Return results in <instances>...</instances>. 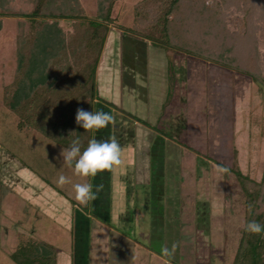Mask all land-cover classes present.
Wrapping results in <instances>:
<instances>
[{
    "label": "rangeland",
    "instance_id": "374dc122",
    "mask_svg": "<svg viewBox=\"0 0 264 264\" xmlns=\"http://www.w3.org/2000/svg\"><path fill=\"white\" fill-rule=\"evenodd\" d=\"M141 1L114 2L111 10L113 23L108 26L104 43L106 55L103 61L110 56L109 53L115 54L111 47L117 42L118 33L150 44L139 35L130 34L134 7ZM247 2L248 4L244 5L239 0H199L198 5L217 9V17L220 19L217 26L227 25L230 32L228 38L233 34V38H239L244 33L242 29L246 23L245 14L250 13L252 7L254 10L255 8L262 10L263 1ZM36 5L37 0H0V153L2 156L6 153L7 157L0 162V172L3 174L6 170V181L9 185L16 182V179L18 182L21 174H27L30 177L25 178V182L24 178L20 182L24 183V188L30 187L31 178L34 180L39 178L45 186L44 190H39L40 203L43 202L40 205L45 206L47 203L49 207L43 210V206H33L30 204L31 195L25 199L17 192L11 193L8 186H5L3 178L0 179L1 191L7 192L0 196L1 201L5 198L10 207L16 197L14 208L25 214L22 218V232L18 235L15 233L11 235L9 229L0 226V264H13L10 254L18 244L30 241L54 247L57 254L60 252V255H57L58 264H116L119 260L111 251L113 247L116 249L115 239L123 240L124 248L129 247L133 250L131 258L128 255L120 258V264L123 258L126 261L131 259L129 264H232L240 230L243 227L244 209L243 196L232 169L236 167L241 173L256 181L262 178L263 89L247 75L214 65L184 51L172 49L166 51L163 48L168 60L170 88L166 102L162 106L161 118L152 125V131L155 135L160 133L166 140L176 142L182 150V194L178 207L180 217L172 220V223L176 224L170 226L172 233H175L174 236L177 237L179 232L177 241H174L179 247L174 256L165 257L161 254V248L166 243L150 241L149 233L152 230L157 232L159 225L165 227L169 222L165 211L159 213V218H156V214L151 210L152 203H157V200L162 202L161 198L164 196L157 186L153 187L152 180L150 181L152 187L145 184L140 186L136 164L126 163V152L129 151L130 158L134 150L135 154L137 152L135 138L129 134L131 127L126 124V114L115 111L113 105L103 102L92 107L93 100L89 99H86L83 105L89 111L101 108L103 111L111 112L115 117V123L104 129L90 130L89 138L81 151L99 134L104 140L109 137L117 138L124 153L122 166L113 171L101 172L103 186L95 185V177L76 176L74 165L69 167L63 163L60 155L61 150L66 148L38 130L43 124L39 113L45 112L44 107L36 110L34 104H31L29 110L35 111L32 115L35 124L23 125L24 119L28 117L24 114L28 109H19L21 104H18L23 98L37 94L41 98L43 96L46 99L53 98L56 103L60 96L63 97L57 87L59 84L68 85L64 83L65 77L75 76H71L69 72L78 69L83 54L82 40L87 33L81 22L85 18L92 19L97 16L102 0H47L41 15L32 19L31 13ZM58 13L66 16L57 18ZM262 17L263 15L254 20L250 16L247 21L252 27L247 28L256 39L259 60L255 63L260 64L257 72L264 79ZM196 30V26L193 25L188 38L196 41L211 38L208 35H201ZM246 66H249V69L253 68L249 64ZM104 73L109 74L106 70ZM187 76L193 83L199 81L203 86L199 93L203 101L205 98L207 101L204 112L215 109V114L211 116L220 129L217 131L220 139L217 143L216 138L214 154L209 152V145L196 147L197 140L193 146L200 153L192 151L187 146L188 131L191 128L188 123V110L177 102L180 99L186 101ZM217 81H220L221 85ZM74 91L76 89L68 85L66 98ZM107 96L115 104L121 102L120 108L128 107L124 105L123 98L120 101L110 95ZM95 97L100 100L97 95ZM46 103L50 108L52 104L47 101ZM56 108L50 109V112L52 110L56 113L58 109ZM22 119L23 123L17 125ZM221 127L226 128L221 130ZM82 132L85 136L88 134V130ZM70 146L68 145V148ZM218 165L227 167L229 171L220 173L217 170ZM189 174L190 180L187 178ZM60 175L66 176L71 183L59 185L57 181ZM122 175L124 178L128 177L124 179V184L127 183L124 188L121 187ZM119 180L120 185L115 187L116 181ZM76 183L91 184L96 198L86 204L78 202L73 188ZM31 184L34 188L33 183ZM23 194L26 195V192ZM132 195L134 199L131 198ZM77 212L87 218L88 225L87 234L82 231L83 225L78 227L82 232L74 240L73 217ZM174 242H168V247ZM159 243H162L161 246ZM76 245H80V250Z\"/></svg>",
    "mask_w": 264,
    "mask_h": 264
},
{
    "label": "trees",
    "instance_id": "16d2710c",
    "mask_svg": "<svg viewBox=\"0 0 264 264\" xmlns=\"http://www.w3.org/2000/svg\"><path fill=\"white\" fill-rule=\"evenodd\" d=\"M115 1L102 0V6H100L97 16L92 19L85 18L81 22L87 33L82 40L83 54L78 69L70 70L71 73L68 71L71 76H75L72 78L65 77L64 82L70 87L72 85L76 91L72 92L71 95L69 93L66 98L68 85H64V87L59 84L57 89L63 94V97L60 96L56 103H54L53 98L48 97L46 99L44 96L41 98L37 94L26 96L27 98H23L18 105L21 104L19 109H28V114L24 113L28 117H24L25 123L22 119L18 125L21 122L25 126L35 124L34 117H32L35 111L29 110L31 104H34L36 110L44 107L45 112L39 113L43 124L38 130L42 134L66 149H68V145H71L70 142L72 143L73 140L77 139L80 141L81 148L85 146L84 143L88 140L90 131L88 130V134L85 136L82 132L83 129L77 126L75 121L76 110L81 107L86 108L83 107L86 99L90 101L95 99L96 68L108 33V26L113 23L111 10ZM198 1L142 0L134 7L133 27L130 34L139 35L144 41L150 42L153 46L162 47L166 51L171 49L184 51L214 65L247 75L254 82H259L264 86V79L257 72L260 64L255 63L259 60L256 39L252 35V31L247 28V26L252 27V24L247 21L250 16L256 20L263 15L261 19H264V0H261L263 1L262 10L256 8L254 10L250 5L252 11L244 16L246 21L242 29L244 33L239 38H233L234 34L228 38L230 32L227 25L217 26L220 22L217 17V9L206 5L199 6ZM239 1L244 5L248 4V0ZM46 3L47 0H37V5L31 13L32 19L41 15ZM65 16L62 13L56 15L57 18H64ZM193 25L196 26L198 33L211 36V38L200 39V41L188 38ZM247 29L249 30L247 31ZM248 64L253 68L249 69L250 67L246 66ZM169 81L170 77H168ZM54 88L56 89V86ZM82 90L83 92H81ZM46 101L52 104L50 108ZM52 108H56L57 112L54 113L52 110L50 112ZM18 111L20 112V110ZM142 122L144 121L142 120ZM232 172L239 184L244 202L243 227L240 230L232 264H264V233L252 234L246 231V225L250 221L255 220L264 224V165L262 178L259 181L244 175L236 167L232 169ZM10 260L13 264H58L57 251L55 252L54 247L45 243L38 245L33 241L18 244L13 253L10 254Z\"/></svg>",
    "mask_w": 264,
    "mask_h": 264
},
{
    "label": "crops",
    "instance_id": "0c3cea01",
    "mask_svg": "<svg viewBox=\"0 0 264 264\" xmlns=\"http://www.w3.org/2000/svg\"><path fill=\"white\" fill-rule=\"evenodd\" d=\"M122 35L124 38L122 39ZM122 39V41H121ZM120 40V41H119ZM104 47V48H103ZM97 68L95 73V81H94V88L96 90V94L98 99L93 100V106L99 102H103L104 104H111L114 106V110L117 112H121L126 114L127 125H130V132L129 134L131 137L135 138V147L137 145L136 154L135 150L132 152V158L129 156V151H127L126 163H135L137 166V176H138V184L140 186L149 185L151 186V180L154 184L153 187H158L161 191V195L164 197L160 200H157V203H152V212H154L155 217L159 218V213L165 211L167 215V219L169 220L168 224L165 227L159 225L157 228V232L153 230L150 233V241H161L167 245L168 242H174L178 239L174 236L175 233H172V228H170L171 224H176L175 222L172 223V220L177 219L180 217V211L178 210L179 204L181 201L179 198L182 194L181 189V156L182 150L181 147L176 144V142H172L170 140H166L163 134H154L152 131V125L156 124L161 118L162 106L166 102L167 93H169L168 89L169 82V71H168V60L167 56H165V51L161 47H156L148 43H144L141 40L134 39L132 36H126L124 33L119 34L117 37V42L113 43L111 47V51L115 50V54L107 55L106 60L103 61L105 53V46L103 45ZM107 50V48H106ZM137 51H139L142 56L145 58V70H141L138 66L137 62ZM102 59V61L100 60ZM105 65V68H104ZM99 68V69H98ZM104 68V69H103ZM98 69V72H97ZM106 71L109 74L106 75L104 73ZM104 73V75H103ZM144 73V74H143ZM145 75V76H144ZM108 76V77H107ZM144 76V85H140L142 88H146L145 93H138L142 89L139 86V83ZM174 82L175 78H174ZM220 84V81H217ZM199 81L193 83L190 81L189 77H186V101L177 100L179 101L182 107L188 110V123L191 125V128L188 131V144L187 146L192 149V151H196L200 153V151L194 149V142L197 140L196 147H205L209 145L210 149L209 152L214 154V146L216 145V138L217 143H219V127L216 126L214 123L215 119L211 116V114H215V109L205 110L204 107H207L206 98L203 101L201 98V94L199 92L202 91L203 86L199 83ZM176 85V84H175ZM221 85V84H220ZM138 86L140 89H138ZM202 88V89H201ZM176 89V88H175ZM177 90V89H176ZM183 90V88H182ZM181 90V91H182ZM211 91V87H210ZM110 95L115 100H120L123 98L124 105H128V107L123 106L124 108H120V104H115L113 101L109 100L108 96ZM185 96L183 98H185ZM205 96V94H204ZM96 98V97H95ZM100 106V105H99ZM98 106V107H99ZM101 108H99L100 110ZM95 111V109H93ZM206 115H203L202 113ZM142 120L145 122H142ZM18 125V123H17ZM226 127H221V130L225 129ZM17 129V127H16ZM219 129V130H218ZM129 130V129H128ZM218 131V132H217ZM99 135V134H98ZM97 135V137H98ZM136 135V137H135ZM96 140H104L103 136H100ZM100 138V139H99ZM212 147V148H211ZM212 149V150H211ZM124 154V153H123ZM212 155V154H211ZM5 158L6 160V153L4 156L0 153V162ZM130 158V160H129ZM15 169V168H14ZM13 170V169H11ZM106 172V171H105ZM5 173V174H4ZM3 174L0 172V179L3 178L5 181V186L11 190V193H19L20 197H24L25 199L30 197L31 201L30 204L33 206H43L42 209L46 210L49 205L45 203L44 205H40V189L44 190L45 186L43 182L36 178V180L31 178L30 187L24 188L23 184L20 183L22 179L30 177L27 174L20 175L18 182L17 179L13 184H7L6 181V170ZM123 174V173H122ZM15 175V174H14ZM27 175V176H26ZM102 174L101 172L95 176V185L96 186H103L102 178L100 177ZM105 176V174H103ZM98 177V178H97ZM106 177V176H105ZM191 174L187 176L190 180ZM88 178V177H87ZM124 179H128L124 175L121 176V187L124 188L127 183L124 184ZM120 180L116 181L115 187L120 185ZM100 181V183H99ZM19 185H18V184ZM34 185V188L32 184ZM154 189V188H153ZM35 190V192H34ZM26 192V195L23 194ZM4 193H7L5 190L1 191L0 185V196ZM154 193V192H152ZM14 196H16L14 194ZM26 196V197H25ZM52 198V197H51ZM134 199V195L131 196ZM150 199V198H149ZM166 199V201H165ZM151 200V199H150ZM16 197H14L13 203L8 207V201L4 198L1 201L0 199V226L4 229H9L11 235L15 233L22 232L21 226L22 225V218L25 216L23 212H19L16 210L15 202ZM51 205H53L51 203ZM52 208V206H51ZM50 208V209H51ZM51 211V210H50ZM172 211V212H171ZM51 214V213H50ZM52 215V214H51ZM27 218V217H26ZM75 220V238L80 235V232L87 234V218L77 212L76 215L73 217ZM171 220V221H170ZM83 225V230L79 231L78 227ZM157 225V224H156ZM178 225V223H177ZM180 225H178L179 227ZM77 227V228H76ZM2 241L4 240L1 239ZM125 241V240H124ZM116 242V249H115V256L119 260L123 257V253H126L131 258L133 254V250L131 248H124L123 240L115 239ZM161 243V244H162ZM115 244V243H114ZM78 248L80 245H76ZM114 246V245H113ZM164 246V245H163ZM168 246V245H167ZM134 247V246H133ZM115 248V247H114ZM113 248V249H114ZM112 249V250H113ZM60 255V252L57 254ZM131 260V259H130ZM129 260V261H130ZM59 263V261H58Z\"/></svg>",
    "mask_w": 264,
    "mask_h": 264
},
{
    "label": "clouds",
    "instance_id": "9594fccd",
    "mask_svg": "<svg viewBox=\"0 0 264 264\" xmlns=\"http://www.w3.org/2000/svg\"><path fill=\"white\" fill-rule=\"evenodd\" d=\"M75 121L78 127L83 130H100L107 128L110 124L115 123V117L111 112L103 110H87L85 108H77ZM71 134V133H70ZM63 163L69 167L74 165V173L76 176L87 178L95 177L97 173L104 171H113L124 163L123 149L115 137H109L107 140L89 141L87 147L81 151L80 141L73 140L70 148L62 149L60 153ZM217 170L220 173L228 172V168L218 165ZM58 184L63 186L71 183L64 175H60ZM75 191V199L81 204H86L88 201L96 198V193L93 192V186L89 183H76L73 185ZM99 191V187L97 188ZM246 231L252 234L264 233V224L258 221H250L246 225ZM178 243H173L171 247L167 245L161 248V254L165 257L175 255Z\"/></svg>",
    "mask_w": 264,
    "mask_h": 264
},
{
    "label": "flooded vegetation",
    "instance_id": "af4514ba",
    "mask_svg": "<svg viewBox=\"0 0 264 264\" xmlns=\"http://www.w3.org/2000/svg\"><path fill=\"white\" fill-rule=\"evenodd\" d=\"M136 58H137L138 66L141 68V70H143V69L145 70V68H146V65H145V64H146V63H145V58L142 56V54H141L139 51H137ZM143 74H144V73H143ZM144 76H145V75H144ZM144 76L142 77V79H141V81H140V83H139V86L142 85V84L144 85V81H143V80H144ZM143 85H142V86H143ZM139 86H138V89H140ZM140 87H141V86H140ZM141 89H142V90H141L140 92H138V93H145V92H146V90H145L146 88H142V87H141ZM159 244H160V243H159ZM163 244H164V242H163ZM159 246H161V244H160ZM113 248H114V247H113ZM113 248H112V249H113ZM112 249H111V251H112V255L114 254V256H115V249H113V250H112ZM78 250H80V247L78 248ZM112 255H111V256H112ZM125 255H127V253H123V256H125ZM121 258H122V257H121ZM117 259H118V258H117ZM121 260H122L121 264H129V263H130V261H126V259H124V258L121 259ZM116 264H118V262H116Z\"/></svg>",
    "mask_w": 264,
    "mask_h": 264
},
{
    "label": "water",
    "instance_id": "95a60500",
    "mask_svg": "<svg viewBox=\"0 0 264 264\" xmlns=\"http://www.w3.org/2000/svg\"><path fill=\"white\" fill-rule=\"evenodd\" d=\"M257 85H258L259 87H261V88L263 89V91H264V88H263V86H262L260 83L257 82Z\"/></svg>",
    "mask_w": 264,
    "mask_h": 264
}]
</instances>
